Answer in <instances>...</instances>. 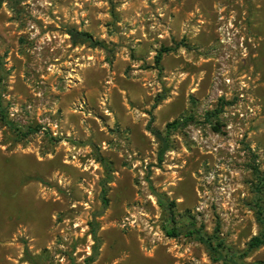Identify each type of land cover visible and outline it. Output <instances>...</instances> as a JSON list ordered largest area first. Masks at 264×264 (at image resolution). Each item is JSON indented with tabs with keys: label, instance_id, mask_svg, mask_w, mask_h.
<instances>
[{
	"label": "rangeland",
	"instance_id": "374dc122",
	"mask_svg": "<svg viewBox=\"0 0 264 264\" xmlns=\"http://www.w3.org/2000/svg\"><path fill=\"white\" fill-rule=\"evenodd\" d=\"M0 101V264H231L189 231L239 253L258 233L264 0H0Z\"/></svg>",
	"mask_w": 264,
	"mask_h": 264
},
{
	"label": "trees",
	"instance_id": "16d2710c",
	"mask_svg": "<svg viewBox=\"0 0 264 264\" xmlns=\"http://www.w3.org/2000/svg\"><path fill=\"white\" fill-rule=\"evenodd\" d=\"M67 33L69 34L71 42L73 45L86 44L90 47L103 46L102 41L95 39L87 31L76 30V29L70 28V29H67ZM168 50H169V48H163L162 50H160L156 54V56H155V63L156 64H158L160 62L162 52L168 51ZM158 100H157V102H158ZM154 106H156V105L154 104L153 107ZM191 118H192L191 116H185V117H181L179 119H174V120L168 122L166 124V132H169L173 128L185 126L191 120ZM152 120H153V115H151V117H150V121H149L150 123L149 124H151ZM0 121L4 125H8L10 127L15 126V124L7 118L6 109H5V107L2 106L1 101H0ZM149 128H150V131L152 132V134L155 135V137L157 138V140L160 143V147H159L158 153H157V158L159 161H161L164 153L169 148L168 137H167V135H163L161 133V131H159L158 129H155L152 127H149ZM18 130L19 129H17V131ZM97 158H98V161H100L101 164L104 166L105 174H106L105 178L102 179V181H101V200H102L103 207H106V205L108 203V198H107L108 187H107V184L111 181V178H112L111 163H110V161H107L104 157H102L100 153H97ZM260 188L261 187L258 186V190H260ZM165 202H166V200L163 199L162 196H160V194H159L158 195L159 205L162 207V209L168 210V215H167L168 218L166 221H168L169 227L163 226V228H164L167 235L176 236V235H178L179 231L175 225V219H174V216L172 213V207L174 206V201H169L168 203H165ZM255 206H256V219H257V222H258L260 228H259L258 233L253 235L249 239V241L247 242L246 249L241 253H239L237 251H230V249H223V244H224L223 241H218L216 243H213L212 239L210 237H207L199 229L193 228L189 232L196 234V237L205 244V246L210 251V253L214 259H221V258L227 257L230 260L231 264H241V262H242L241 259L244 255H246L249 251L264 245V199L262 197H258L255 200ZM91 232H92V237H93L95 242H94V245L92 247L91 255L89 257H87V259H86L87 262L94 260V258L96 257V254H97V250H98L97 242L99 240V237L97 236L96 227H92ZM25 254H26V259L29 262H31L33 264H39L37 261H35L28 254L27 251H25Z\"/></svg>",
	"mask_w": 264,
	"mask_h": 264
}]
</instances>
